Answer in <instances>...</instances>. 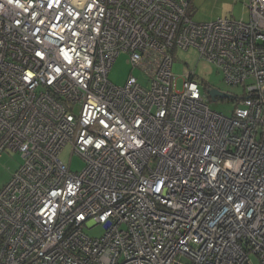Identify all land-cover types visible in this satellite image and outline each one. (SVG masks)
Segmentation results:
<instances>
[{
    "label": "built area",
    "instance_id": "obj_1",
    "mask_svg": "<svg viewBox=\"0 0 264 264\" xmlns=\"http://www.w3.org/2000/svg\"><path fill=\"white\" fill-rule=\"evenodd\" d=\"M189 5L0 0V155L23 158L0 190V264H264V0L247 21ZM190 48L245 89L230 116L194 71L173 89ZM123 51L147 85L109 81Z\"/></svg>",
    "mask_w": 264,
    "mask_h": 264
},
{
    "label": "rangeland",
    "instance_id": "obj_2",
    "mask_svg": "<svg viewBox=\"0 0 264 264\" xmlns=\"http://www.w3.org/2000/svg\"><path fill=\"white\" fill-rule=\"evenodd\" d=\"M247 3L246 0H190L187 16L196 22H210L218 18L248 19ZM129 56L124 51L117 56L108 73L109 81L117 86H123L128 77L134 74L141 84L147 85L146 76L141 70L133 68ZM172 57L173 89L178 91L183 89L186 69L194 71L202 87L217 88L232 96L225 99H211L208 101L210 109L225 116L232 114L235 107L234 98H240L246 93L241 85L228 84L224 74L214 64L201 59L195 48L177 49L172 53ZM60 158L65 164L70 165L73 172H81L84 169V159L77 153L72 154V147L69 144L62 149ZM22 164L23 158L20 152L8 150L0 155V190L11 180ZM103 232L100 225L85 228V233L93 237H99ZM250 259L252 264H260L256 255L251 254ZM181 260L187 262L185 257H181Z\"/></svg>",
    "mask_w": 264,
    "mask_h": 264
},
{
    "label": "water",
    "instance_id": "obj_3",
    "mask_svg": "<svg viewBox=\"0 0 264 264\" xmlns=\"http://www.w3.org/2000/svg\"><path fill=\"white\" fill-rule=\"evenodd\" d=\"M208 94L210 95L211 99L216 100L217 98H231L232 96L226 92H222L217 88H209L207 90Z\"/></svg>",
    "mask_w": 264,
    "mask_h": 264
},
{
    "label": "crops",
    "instance_id": "obj_4",
    "mask_svg": "<svg viewBox=\"0 0 264 264\" xmlns=\"http://www.w3.org/2000/svg\"><path fill=\"white\" fill-rule=\"evenodd\" d=\"M189 1H190V0H189ZM246 1H248V0H246ZM241 19H242V20H244V21H247V20H248L249 18H248V19H245V18H241ZM241 19H239V20H241Z\"/></svg>",
    "mask_w": 264,
    "mask_h": 264
},
{
    "label": "trees",
    "instance_id": "obj_5",
    "mask_svg": "<svg viewBox=\"0 0 264 264\" xmlns=\"http://www.w3.org/2000/svg\"><path fill=\"white\" fill-rule=\"evenodd\" d=\"M206 87H208V86H206ZM218 99V98H217ZM220 99H225V98H220Z\"/></svg>",
    "mask_w": 264,
    "mask_h": 264
}]
</instances>
